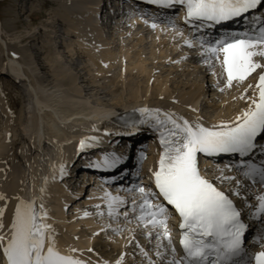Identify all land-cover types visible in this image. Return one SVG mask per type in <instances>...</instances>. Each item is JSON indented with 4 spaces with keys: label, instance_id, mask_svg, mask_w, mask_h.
Returning a JSON list of instances; mask_svg holds the SVG:
<instances>
[{
    "label": "snow or ice",
    "instance_id": "6c2138e0",
    "mask_svg": "<svg viewBox=\"0 0 264 264\" xmlns=\"http://www.w3.org/2000/svg\"><path fill=\"white\" fill-rule=\"evenodd\" d=\"M158 6H172L179 3L186 9L185 20L208 21L219 24L230 18L240 17L255 9L260 0H149ZM155 28L156 24L153 23ZM188 46H191L186 41ZM203 46V45H202ZM207 51L220 61L222 71L226 74L227 84L233 80L244 81L256 69H261L255 85L256 91L249 98L248 107L241 110L234 118L227 122H220L212 126H205L199 118L192 121L178 116L173 112H166L159 108L141 107L136 109L139 119L131 122L128 127L139 131L140 126L146 125L154 131L159 139L161 151L157 167L150 169L158 193L135 186L129 191L140 194L137 217L145 228L160 229L156 239H167L171 244V233L164 217L163 204H154L153 197L158 195L172 206L179 217L180 239L183 249L182 259H172L169 264H264V235L257 236L255 242L260 250L254 253L244 247V233L247 228L240 213L229 196L221 191L214 183L201 174L199 154L213 156L219 154H238L240 157L249 156L257 148V140L264 137V64L253 59L255 56L264 57V27H260L255 35L244 33L241 36L226 34L209 44ZM222 55V60H221ZM249 87H252L249 85ZM247 92V89H245ZM241 98H244L243 94ZM195 111V109H193ZM85 144L80 141V147ZM264 154V148L261 149ZM141 159L144 153H140ZM121 160L115 154H105L101 161H93L90 166L95 168L112 169ZM245 177H260L264 183V164L257 166L250 159L243 165ZM64 166H61L63 174ZM218 179H234L233 177H218ZM47 183V179H45ZM239 185V180L236 181ZM41 188L40 192L44 193ZM233 194L238 195V192ZM6 197L0 195V200ZM14 213L5 231L3 223L4 208H0V250H2L3 264H90L72 255L62 254L56 247L54 228L47 222L48 212L43 202L37 207L35 199L30 201L16 197ZM104 200L110 218L119 217L117 209L125 204L124 198L105 193ZM258 204L253 216L264 217V195L257 197ZM133 210L137 200H132ZM6 207V205H5ZM102 215V213H98ZM89 213L85 212L84 216ZM127 219V212L123 213ZM107 227L94 232H107ZM114 232L123 229L116 227ZM146 235L152 236L151 232ZM137 247L139 245L137 244ZM160 244L157 245L159 249ZM70 248L69 252H76ZM89 252L93 249L89 248ZM144 252L147 256L148 253ZM175 252V248H172ZM158 257L162 254L158 250ZM123 254L115 260V264H122ZM96 264H110L109 261H97ZM150 264L153 262L150 261Z\"/></svg>",
    "mask_w": 264,
    "mask_h": 264
},
{
    "label": "rangeland",
    "instance_id": "374dc122",
    "mask_svg": "<svg viewBox=\"0 0 264 264\" xmlns=\"http://www.w3.org/2000/svg\"><path fill=\"white\" fill-rule=\"evenodd\" d=\"M28 1L30 3V7L32 6V4L34 5V7H33L34 9L32 8L36 14L34 19H30L29 17H27V15H25V10H22V14H24V16L21 17V8L19 9V7H21V6H19V5L21 3H23L24 0L22 2H21V0H0V70L2 68H6L5 66L8 63V58H9V63H10V58L16 57L18 60H20L23 63L24 66H26V68L29 67V70H27V72H28V76L30 78L29 82L28 81L17 82L11 77L9 78V77H5V76H1V74H0V82L4 79L6 82V87H9L11 90V93H7L3 90L0 91V107H1L2 112L6 116L3 124L8 127L7 131H9V132L11 131L6 136L2 135L0 133V149H1V145H3V147L10 146L12 141L15 139H17L20 142V145H22V146H18L17 148L13 147V149L11 151L13 153L16 152V155L18 157V161L14 160L11 157V154H12L11 152H9L7 155L9 156V159L13 162V167L15 166V168H17L21 172L20 174L25 176V177L22 176L23 177L22 180H24L23 181L24 183H22V184H23V187L25 186L26 188L27 187L30 188L33 186L32 183L34 182L33 180L35 177H33V179H32L31 176H35V172L37 170V167L35 165L38 164L40 159L43 157L42 154L34 153L33 152L34 147L30 144V142H27L24 139L25 137H27V133L29 131V122L32 123L35 121L34 110L30 105V102H29L30 97L27 95L26 91H29V92L34 94L33 89L35 88V84H33V83H35V80L38 78H41L43 76L45 78H47V77L51 78L52 73L46 67V64L51 63V60L49 58L47 59L46 55H43L42 53L38 54V55L36 54V56H38L37 57L38 60L37 59L33 60V58H31V56L34 57L35 54L32 53V50H30L29 53H25V50H27V46H26L25 42H22V40H23L22 38L25 35H27L28 33H40L41 34V32H42V34L44 33V35L46 34V35L51 36V34H50L51 30H52L51 32L53 33L54 36H55V34H57L59 36V34L56 31L63 30L55 24H53V26L52 25L49 26L47 23V21L48 22L53 21V23L57 22V18L55 16L51 15L52 17H50L48 14V13L54 11L56 8H53V9L43 8L41 6V2H40L41 0H37V1L36 0H28ZM86 9L88 11L92 10L91 6H87ZM44 13H46L47 16ZM43 15H45L46 17H43ZM137 26H135L136 28L133 26L134 28L132 27V29H131V26L125 25V27H123L124 29L123 28L115 29V30H113V32L108 31V29L106 27L100 26V31L104 34V38L107 37V38H109L108 39L109 41H113V42H111L110 47H111V49L113 48L112 50H113V54L115 56V59L112 61V63L113 62L114 63H113V68L111 70V73L119 74L120 72L123 71L124 66H131L133 63L137 64V62L139 60L144 59L143 61H145V64L143 63V65H144L143 68L145 66L146 67H145V69L140 70L141 71V73H140L141 77L136 79V82L138 81L137 87L139 84L141 86L143 85V87L139 86V93L140 94L143 92L142 95H144V93H146L145 92L146 88L149 85L148 87L151 88V90H150L151 94L149 95V98H152L153 101H154V99L157 101L158 99L153 97V96H155V94H153V93L155 92L154 89L157 87L156 84H158V82L161 80H165V83H167V81H168V84H167L168 85V87H167L168 92L167 91L164 92V94H163V96H161L160 100L164 101L163 99H165V102H167V103L172 102L174 105L176 104L175 106L179 109L178 112H180V113L182 112V114L185 117L189 118L190 120L199 118V120H202L204 122L216 123V124L220 123L222 121L226 122V121H229L231 119L230 111L225 106H229V104H233L234 105L233 108L236 109L237 108L236 104L238 102L239 97L242 94L247 99H248L249 95L253 94L252 91L254 90V87H255V84H254L255 80L254 79H250V80H248L249 82L245 81L244 83L243 82L232 83L230 85L231 87L228 84H226L225 82H222L223 86L220 87L222 89H220V90L218 89L216 91V87L212 83L213 79H212V75L210 74V70L207 71V69L205 68L207 61L206 60H198V58H193V56L195 57L196 50L190 49L186 45V43L183 41V39H181L183 41V43H182V41L180 40L179 37H177L175 34H173V32H170L172 30H166L165 31L162 28H160V30H159L158 27H156V29L155 28L151 29L153 27L150 28L147 26L148 27L147 28L146 26H138V27ZM129 28L131 30H128ZM117 30L119 32H117ZM114 31H116V32L114 33ZM105 34H107V35H105ZM160 35L162 38L159 37ZM122 36H123V38H122ZM66 38H67L66 42H70V46L73 47V49L75 50L74 51L75 53L79 52V50L82 51L81 48L80 49L78 48L79 43L77 40H75V38H73V36L72 37L68 36ZM87 39H88V37L85 40H87ZM119 42L123 43L124 47L125 46L128 47V49L130 50L131 56L125 57L126 55L125 56L123 55V50H122L123 46H122V44L120 45ZM163 42H164V45L162 44ZM91 43H92V41L89 40V41L85 42V45L86 46L88 44L91 45ZM33 44H34V45H32L33 47L40 48L37 41L34 42ZM67 44H69V43H67ZM94 45H96V44H94ZM94 45L93 46L91 45L90 49H92V48H93V50L95 49V54H96V52L101 53L102 50H100V45L99 44H97L96 46H94ZM97 46H99V47H97ZM175 46H177V47L175 48ZM69 47L66 46L65 48L68 49ZM95 47H97V50ZM63 48L64 47H59V43H58V49L62 53L64 52V49H65V48L64 49ZM16 50L19 51L18 52L19 55H17L14 52ZM121 50H122V52H121ZM23 52L26 55H28L25 60L22 59L24 57L23 55H21ZM75 53H71L73 56L70 58H69V53L67 55H65L64 56V63L69 66L70 63L74 60L73 62L76 63V66H74V69H76V70H77L76 67H78V65H79L78 62L82 66H85V67L86 66L89 67V65H91L90 61H88V59H87L88 58L87 56H86L87 58L82 59L81 55H78ZM80 54H82V53H80ZM44 58L47 59V62L45 61ZM255 59H257L261 64H264V57L255 56ZM26 60H29V65L26 64ZM43 64L45 65V67H43ZM1 66H3V67H1ZM88 67H87V69H85L86 75H84V73L78 72V74H80V75L77 78L78 81H76V87L77 86L79 88L84 87V89L85 88L87 89L91 86L87 83V79H88L87 76L89 75L90 72L92 73L93 70H92V68H90V67L88 68ZM195 67H197V69H195ZM90 69H91V71H90ZM76 70H74V73ZM69 76H70V73H69ZM66 78L68 79V77H66ZM80 79H82V82H79ZM112 79H113V82H115L117 80L114 77H112ZM147 79H149V80H147ZM104 80H107V82H109L108 83L109 88L111 87V89H115V87L118 86V83H115V85H113V83L110 82L111 79L108 77L105 78ZM50 81L52 83L54 82L53 83L54 87H52L50 90L47 91V95H48V98L50 97L49 102H51L53 108L56 109V111L58 109H60L59 108L60 105H61V109H62V107H64V105L66 106V104H70V103H74V106H73L74 108L72 110H74L75 112H78V110L79 111H81V110L87 111L90 107H97V108H102V109L111 108V107L114 108L118 105V103L120 104L123 102H127L132 97L131 92L129 90L126 91L125 89H123V87H122V86H124L123 84L121 86L122 88H120V90L118 92L116 91V93H114L115 95L106 96L107 94H105V95L103 93L101 94L100 93L101 91L98 88H96L95 86H93L91 91L84 92L81 94V93L77 92V89H79V88H73L72 90L66 89L63 86H60L61 85L60 82L58 80H56L55 78L54 79L51 78ZM119 81L120 80H118V82ZM240 83H242V84H240ZM95 84H98V82ZM146 84H148V85L146 86ZM237 84H239V85H237ZM53 85H51V86H53ZM119 85H120V82H119ZM198 85L201 87V88H199L200 91L195 93L196 86H198ZM212 85L214 86V89L212 88ZM224 85L225 86L228 85V86L225 87ZM249 85H251L252 87H249ZM193 86L195 87V89ZM223 87H225V90ZM240 87H242V88H240ZM204 88L208 89L207 92H202V90ZM237 88L240 89V92L238 94H237V92L239 90H236ZM245 89H247V92H245ZM218 91L221 94H219ZM223 92L225 94H223ZM232 92H233V94H232ZM241 92H242V94H241ZM64 93L66 94V97L63 98V102H59V104H58L57 99L59 98V96H61ZM80 94H81V96H79ZM152 94H153V96H152ZM180 94H182V95L189 94V96H191L192 98L188 96L187 99H185L184 101H180V99L178 97ZM234 94L235 95L237 94V96H235ZM219 95H221V97ZM63 96H65V95H63ZM199 96H200V98H199ZM13 97H15L18 100L19 108L14 109L10 106V100ZM192 99H196V101H198L197 106L199 108L197 107L198 108L197 112H195L196 110L194 112L192 110L193 107H192V104L190 102ZM98 100L102 101V103L99 104L100 101H98ZM170 100H172V101H170ZM173 101H175V103ZM176 101H178V102H176ZM229 102H231V103H229ZM57 104H58V107H56ZM238 106H240V105H238ZM181 107H183V108H181ZM121 109H124V108H121ZM110 110H112V109H110ZM110 110H107V111H110ZM183 111L185 114L183 113ZM45 113H46V115L48 114V112H45ZM187 114L190 116H188ZM196 114H197V116H196ZM88 116H86L87 119L89 118ZM46 119H47L46 121L51 120L49 117H47ZM221 119H223V120H221ZM86 121L88 122V120L84 119L82 121V123H79L78 125L79 126L80 125L85 126V124L87 123ZM83 122H84V124H83ZM46 132H45V136L47 137V139L50 142H52L50 140V136L48 135V132H50V131L48 130ZM68 135L73 137L72 136L73 134H68ZM71 137L67 138V140L70 139ZM152 139L150 138V141H149L150 143L154 142ZM6 149H7V147H6ZM30 150L32 153L30 152ZM47 150L48 149H46L45 151H47ZM24 153H26V157H27L26 159H25V157L23 158ZM0 155H1V150H0ZM32 155L34 157H36V159H34ZM54 155H55V157L60 158L63 155V152H59V153L57 152ZM28 158H31V159H28ZM57 158H55V159H57ZM25 160H27V161H25ZM29 162H30V164H29L30 166L27 164ZM5 166L6 165H4L3 163L1 164V167H4L6 169ZM29 167H31V168H29ZM31 169H33V170H31ZM216 169H218V170H216ZM34 170H35V172H34ZM31 173L32 174L34 173V174L32 175ZM205 173H206V176L208 178L215 180V182L218 185H220V187H226L228 190H230L232 188V183H233L234 179H218V177H221V176L232 177L231 176V173H232L231 169L228 166L224 165V163H219L217 167L206 170ZM26 174H27V176H26ZM4 177L6 178V174H4ZM27 177H28V179H27ZM82 182L79 183L78 187H82V191L86 190V194H84V196L76 204L77 206L78 205L81 206V209L78 211H81L83 213H85V212L89 213V215L86 217L91 218L92 223H94L93 226L95 227L94 228L95 230L96 229L100 230L101 228H104V227H107L108 225H111V227L108 228L107 232H100V234L97 236H93L92 234L95 231L90 230L92 232V233H90L92 235L91 239H97V240L101 241V243L105 242V243H107V245H110V247L113 245L112 249H115L116 251H121L123 253V257L125 259L124 260L125 264H150V261L153 262V264H158L159 261L157 259H155L154 257H152L151 254H148L147 256H145L144 252L141 251L143 249L144 251L147 252V250H148V252H149V250L150 251L153 250L155 244L151 243L150 240L146 237L144 230L136 222V218L133 216L129 217L127 219H124V220H121V219L119 220L118 217L110 218L109 216L104 214L105 211L103 209L104 207L102 206L103 203L96 204L94 202L93 203L89 202V205H86L85 202H87L89 200V196H90L89 192L92 189L95 188L97 191L98 190L104 191L107 188L98 186V184L96 182L93 183V180L90 181L89 183L83 182V184H82ZM25 183H26V185H24ZM96 186H98V188H96ZM238 186H241V185H238ZM76 212L77 211H75L73 208H70V210L64 216V220L67 221L66 223H64V224H66L65 228L66 229L69 228L66 231H68L69 234L71 233L69 236L70 237L69 241H71V242H73V239H74L73 235L75 234V232L79 231V229H81V228H83V226H85L84 221H83V218L85 216L80 214V213H76ZM98 213H102V215H100ZM73 214H74V217H70ZM95 222L97 223V225ZM99 225H101V226H99ZM116 227L123 229V231L120 233L114 232L113 229ZM97 230H96V232H98ZM56 232H57V237H59L58 231H56ZM60 237H61V235H60ZM83 238H86V237H83ZM118 238H119V240H118ZM71 242H68L67 240L66 241L61 240V243H63V244L66 243L65 245L71 244V246L70 245L69 246L74 248V246H72ZM122 244H123V246H122ZM137 244L139 245V247H137ZM110 247H107V249L109 250L108 254H111V255H108L104 260H107L112 264V263H115V260H116L114 257V255L116 256V251L113 250V252H112L111 251L112 249H110ZM77 253H79V252H77Z\"/></svg>",
    "mask_w": 264,
    "mask_h": 264
},
{
    "label": "bare ground",
    "instance_id": "6f19581e",
    "mask_svg": "<svg viewBox=\"0 0 264 264\" xmlns=\"http://www.w3.org/2000/svg\"><path fill=\"white\" fill-rule=\"evenodd\" d=\"M23 0H21L22 2ZM37 1V0H36ZM91 0H41V6L43 8H56L54 11L48 13L50 17L55 16L57 18V22L51 21L48 22L49 26H53V24L57 25L59 28L63 29V30H59L56 31L59 36L57 34H55V36L53 35V33L50 31V35H44V33L41 34L40 33H28L27 35H25L22 39V42H25L26 46H27V50H25V53H29L30 50H32V53L35 54L34 57L31 56V58L37 59L38 56H36V54H43L46 55L47 59L49 58L51 60V63L46 64V67L51 71L52 79H56L60 82V86L65 87L66 89H73V88H79L78 86L76 87V81L78 78V75L76 73H74V66H76V63H74L73 61L70 63V65L68 66L67 64L64 63V56L67 55L69 53V58L72 57L73 55L71 53H75L74 49L72 46H70V42H66L67 38L66 37H72L75 38V40L78 41V45H79V49L81 48L82 51L79 50V52L75 53L78 55L82 56V59L87 58L88 61H90L89 67L92 68L93 72L89 73V75L87 76V83L89 85H91L89 88H79L77 89V92L79 93H84V92H89L92 90L93 86H95L96 88H98L101 92V94L103 93L104 95L107 94L106 96H112L115 95L114 93H116V91L118 92L120 90V88L123 87V89H125L126 91L129 90L131 92V98L127 101V102H123V103H118V105L116 107H111V108H97V107H90L87 111L85 110H81L78 112H75L74 110H72L74 107V103H70V104H66V106L64 105V107H62L61 109V105L59 106L60 109H58L56 111V109L53 108L51 102H49V98L47 95V91L50 90L52 87H54L53 83L50 81V77L44 78H38L35 80V88L34 93L36 96V102L38 103V105H36V109L38 107H40L39 104H42L41 108L39 109L38 113L36 114L35 118L39 121H42L43 123H45V127L47 126V130H49L50 132H48V135L50 136V140L52 142H54V146H51L50 149H58L60 151L59 152H63L62 155V159H64L65 157V162L64 165H70V161L72 159V157H74V152L73 150H71L70 148H72V145H75L76 142H71V144L68 146V144H64L62 145L64 142L62 141H66L67 138H69L70 136L67 134L68 132V127L70 126V124H62L59 127L56 125L57 120L60 118L62 121H73L74 122V128L76 129H80L78 132H82L85 129H93L90 130L89 132L92 133L93 135H100V134H104V132L107 130L108 127H112L110 121H104V118L106 115H110L111 113H113L114 111H125L126 115H138L139 113L136 111V109H139L141 107H148V108H159L162 109L166 112L170 111L175 113L178 116H182L188 120H190L189 118L185 117L182 112H178V108L171 102V103H167L165 102V99H163L164 101L160 100L161 96H163L164 92H168V81L167 83H165V80H161L158 82L157 87L154 89L155 92L153 94H155V96H152L156 99H158L157 101L154 99V101L152 100V98H149L150 90L151 88H149L148 84H146L147 88H146V93H144V95H142V93H139V86H141L140 84L137 87V82L136 79L140 78V73L142 69H145V67L143 68V63L145 64V61L143 60H139L136 63H133L131 66H124V69L122 72H120L119 74H114L111 73V70L113 68V63L112 61L115 59V56L113 54V48L111 49V42L113 41H109L107 37L104 38V34L100 31V26L101 27H106L105 25H102L101 21L102 19L98 17V14L96 12V8L92 5L91 8L92 10L88 11L86 8L88 6V2ZM97 0H92V2H96ZM20 2V3H21ZM28 3V4H27ZM19 6V9L21 8V17L24 16V14H22V10H25V15H27V17H30L32 19H34V17L36 16L35 12H34V5L32 4V6L30 7V3L28 0H24L23 3H21ZM33 8V9H32ZM81 10V11H80ZM87 10V11H86ZM46 16L47 14L44 13ZM45 15H43V17H46ZM52 15V16H51ZM49 17V18H50ZM46 19V18H45ZM50 20V19H49ZM50 23V24H49ZM138 23H142L143 26H146V23L144 22L143 19L140 18H133L131 16H128L125 19V22H123V20H121L120 22H118V24L116 25V29H121L123 27L126 26H137ZM64 27V28H63ZM133 27V28H134ZM138 27V26H137ZM147 27V26H146ZM152 27V26H151ZM150 27V28H151ZM156 27H158V29L160 30V28H162L163 30H169L168 28L165 27V25H160V23L156 24ZM155 27V29H156ZM53 28V27H52ZM67 28V29H66ZM108 29V27H106ZM136 28V27H135ZM145 28V27H144ZM148 28V27H147ZM149 28V29H150ZM124 29V28H123ZM130 28L128 30H131ZM154 29V28H151ZM115 30V29H114ZM171 30V29H170ZM44 31V30H43ZM55 31V30H54ZM70 32V33H69ZM116 31H114L115 33ZM117 32H119L117 30ZM127 32V31H126ZM173 32V34H175L176 36H180L179 33H177L176 31H170ZM69 33V34H68ZM49 34V33H48ZM122 34V33H121ZM71 35V36H70ZM118 35V34H117ZM140 35V34H139ZM125 36V35H124ZM88 37L87 40H85ZM161 37V35L159 36ZM158 37V38H159ZM175 37V36H174ZM115 38V37H114ZM123 38V36H122ZM162 38V37H161ZM116 39V38H115ZM141 39V38H140ZM91 40L92 43L91 45L93 46L94 44H99L100 45V50H102L101 53H97L95 54V49L93 50L90 49L91 45L88 44L87 46L85 45V42ZM163 40V39H162ZM181 40V39H180ZM185 40V39H184ZM38 43L40 48H36L33 47L32 45H34L33 43L36 42ZM161 41V40H160ZM168 41V40H167ZM182 41V40H181ZM180 41V42H181ZM186 41L188 42V40L186 39L184 42L186 43ZM162 42V41H161ZM160 42V43H161ZM58 43H59V47H69L68 49H64V52L62 53L61 51H59L58 49ZM69 43V44H67ZM89 43V42H88ZM179 43V42H178ZM183 43V41H182ZM77 44V43H76ZM87 44V43H86ZM114 44V43H113ZM112 44V45H113ZM122 44V50H123V55L125 57H129L130 55V50L128 49V47H124V44ZM138 44V43H137ZM164 45V42L162 43ZM85 45V46H84ZM94 45V46H96ZM161 45V44H160ZM167 45V44H166ZM192 46L195 45V43L191 44ZM135 46V45H134ZM137 46V45H136ZM191 46V47H192ZM72 47V48H71ZM77 47V46H76ZM85 47V48H84ZM99 47V46H97ZM97 47L96 50H97ZM161 47V46H160ZM177 46H175L176 48ZM193 48V47H192ZM57 49V50H56ZM178 49V48H177ZM181 49V48H180ZM71 50V51H70ZM121 50V52H122ZM133 50V49H132ZM162 50V49H161ZM160 50V51H161ZM182 50V49H181ZM17 55H19V51H14ZM22 52V51H21ZM71 52V53H70ZM182 52V51H181ZM24 52L21 54L24 57L22 59H26V57L28 55H26ZM82 53V54H80ZM185 53V52H184ZM201 51L198 53L201 55ZM182 54V53H181ZM42 56V55H41ZM87 56V57H86ZM178 56V55H177ZM79 57V56H78ZM140 57V56H139ZM169 57V56H168ZM163 58V57H162ZM45 61L47 62V59L44 58ZM63 59V60H62ZM177 59V58H176ZM38 60V59H37ZM216 60V59H215ZM255 60V59H254ZM71 61V60H70ZM258 62V60H255ZM29 60H26V64H28ZM45 63V62H44ZM89 63V62H88ZM191 63V62H190ZM195 63V62H194ZM196 64V63H195ZM29 65V64H28ZM188 65V64H187ZM199 65V64H198ZM9 68L12 70V72H14L15 74L20 73L22 74V66L18 63L17 60L11 58L10 59V63L8 64ZM181 66V65H180ZM43 67H45V65L43 64ZM88 66H83V69H87ZM88 67V68H89ZM94 68V69H93ZM199 68V67H198ZM195 69H197V67H195ZM194 70V69H193ZM91 71V69H90ZM144 72V71H143ZM142 72V73H143ZM214 72L217 74H222V68L220 63L218 62L217 64H215V69ZM70 73V76H69ZM0 74L1 76H5V77H9L10 75L8 74L6 68H2L0 70ZM84 75H86V71L84 72ZM37 76V75H36ZM68 77V79L66 78ZM110 78V82L113 83V85H115V83H118V86L115 87V89H111V87L109 88V82H107V80H104L105 78ZM112 77H114L115 79H117L115 82H113ZM12 78V77H11ZM36 78V77H35ZM50 78V79H49ZM121 78V79H120ZM150 79V78H149ZM147 79V80H149ZM118 80H120V85ZM255 80V79H254ZM55 81V80H54ZM213 81V80H212ZM34 82V81H33ZM98 84H95L97 83ZM141 82V81H140ZM162 82V83H161ZM249 82V81H248ZM106 83V84H105ZM161 83V84H160ZM244 83V82H243ZM34 84V83H33ZM122 84L124 86H122ZM212 84V83H211ZM242 84V83H240ZM255 84V83H254ZM53 85V86H51ZM112 85V84H111ZM197 85V84H196ZM239 85V84H237ZM122 86V87H121ZM223 86V85H222ZM221 86V87H222ZM225 86V85H224ZM228 86V85H227ZM225 86V87H227ZM235 86V85H234ZM243 86V85H242ZM72 87V88H71ZM143 87V85L141 86ZM194 87V86H193ZM225 87L224 90H225ZM231 87V86H230ZM237 87V86H236ZM247 87V86H246ZM50 88V89H49ZM57 88V87H56ZM64 88V89H65ZM201 88L199 85L196 86V89L194 87V89L196 90L195 93H197L198 91H200ZM242 88V87H240ZM255 88V87H254ZM31 89V88H30ZM141 89V88H140ZM199 89V90H198ZM222 89V88H220ZM219 89V90H220ZM229 89V88H228ZM3 90L7 93H11V90L9 88L6 87V82L3 79L0 82V91ZM70 90V91H71ZM76 90V89H75ZM80 90V91H79ZM124 90V91H125ZM207 88H204L202 90V92H207ZM223 90V91H224ZM236 90H239L237 92V94L240 92V89L237 88ZM54 91V90H53ZM58 91V90H57ZM61 91V90H60ZM64 91V90H63ZM128 91V92H129ZM193 91V90H192ZM217 91V90H216ZM222 91V90H221ZM234 91V90H233ZM256 91V89H254L252 91V93L254 94V92ZM219 92V91H218ZM227 92V91H226ZM124 93V92H123ZM217 93V92H216ZM81 94L79 96H81ZM127 94V93H126ZM200 94V93H199ZM219 94H221L219 92ZM223 94H225L223 92ZM233 94V92H232ZM237 94L235 96H237ZM242 94V92H241ZM249 94V93H248ZM253 94L249 95L248 99L247 98H241V96L238 99V102L236 104L237 108H233V104H229V106H225L229 111H230V120H234L235 116L241 111L244 110L248 107L249 104V98L253 96ZM65 95V96H63ZM167 95V94H166ZM196 95V94H195ZM198 95V94H197ZM217 95V94H216ZM165 96V95H164ZM170 96V95H169ZM189 96V94L187 95H182L180 94L178 97L180 99V101H184L185 99H187V97ZM221 97V95H219ZM218 96V97H219ZM228 96V95H227ZM66 97V94H62L61 96H59L58 100V104L59 102H63V98ZM124 97V96H123ZM191 97V96H189ZM198 97V96H197ZM234 97V96H233ZM165 98V97H164ZM192 98V97H191ZM200 98V96H199ZM235 98V97H234ZM238 98V97H237ZM74 99V98H73ZM72 99V100H73ZM171 99V98H170ZM169 100V99H168ZM174 100V99H173ZM234 100V99H233ZM100 101V100H98ZM172 101V100H170ZM236 101V100H235ZM55 102V101H54ZM169 102V101H168ZM175 103V101H173ZM178 102V101H176ZM192 107L196 110L195 112H197L198 110V101H196V99H192L191 101ZM227 102V101H226ZM102 101H100L99 104H101ZM224 103V102H223ZM231 103V102H229ZM58 104L56 105V107H58ZM69 105V106H68ZM80 105V104H79ZM183 105V104H182ZM181 105V106H182ZM228 105V104H227ZM240 105V106H238ZM10 106L13 107L14 109L19 108V103L18 100L13 97L11 98L10 101ZM180 106V105H179ZM184 106V105H183ZM187 106V105H186ZM198 107V108H197ZM124 108V109H121ZM183 108V107H181ZM180 108V109H181ZM188 108V107H187ZM190 108V107H189ZM192 108V110H193ZM225 108V109H226ZM83 109V108H82ZM112 109V110H110ZM191 109V108H190ZM110 110V111H107ZM174 110V111H173ZM184 110V109H183ZM181 111V110H180ZM223 111V110H222ZM45 112H48V114L46 115ZM191 112V111H190ZM194 112V111H193ZM200 112V111H199ZM184 113V111H183ZM188 113V112H187ZM201 113V112H200ZM78 114V115H77ZM185 114V113H184ZM190 114V113H189ZM192 114V113H191ZM216 114V113H215ZM89 115V116H88ZM188 115V114H187ZM86 116H88L89 118L87 119ZM100 116H104L102 119L100 118ZM190 116V115H188ZM197 116V114H196ZM215 116V115H214ZM47 117H49L51 120L50 121H46ZM211 117V116H210ZM191 118V117H190ZM196 118V117H195ZM88 120V122L85 124V126L82 125H78L79 123H82L83 120ZM223 120V119H221ZM229 120V121H230ZM193 123H195L197 121V119H193L190 120ZM215 121V120H214ZM95 122V124H94ZM201 123H203L205 126H212L216 123H207L204 122L202 120H200ZM212 122V121H211ZM218 122V121H217ZM227 122V121H226ZM84 124V122H83ZM219 124V123H217ZM37 125V123L34 121L31 123V125L29 126V130H33L34 127ZM140 127H146V125H142ZM14 129V128H13ZM150 128H146V130H149ZM6 130H8V127H6ZM37 129H35L34 131L36 132ZM105 130V131H104ZM46 132V131H45ZM47 133V132H46ZM41 136V135H40ZM153 136L155 137V139L159 142V139L157 137V135L154 133L153 131ZM84 137H82L83 139ZM33 140V139H32ZM148 139L147 138H142V142L145 143ZM37 146H41L40 142L41 139L38 138L37 140ZM59 142V143H58ZM49 146V144H47ZM62 145V146H61ZM19 146V141L17 139L13 140L10 146H6L3 147V145H1V155H0V159L1 162L6 165V171H1L0 172V195H3L4 197H6L5 200H0V208H4V216H3V223L5 224V231H7V226L10 224L11 221V217L14 213V209H15V204L18 202L16 197H19L21 199H29L31 196V194H29V191L27 190V188L24 186V183L22 180V176L20 171L15 168V166L13 167V162L9 159V156L7 155L9 152L12 151L13 147L17 148ZM72 146V147H71ZM29 147V146H28ZM27 147V148H28ZM32 147V146H31ZM26 148V149H27ZM48 148V147H47ZM46 148V149H47ZM63 148V149H60ZM65 148V149H64ZM67 148V149H66ZM64 150V151H63ZM34 151L39 152V149L34 148ZM52 151V150H51ZM31 152V150H30ZM48 152V151H47ZM11 157L18 161V157L16 155V152H11ZM21 153V152H20ZM32 153V152H31ZM56 153L55 151L52 152V154ZM23 154V153H22ZM38 154V153H37ZM30 155V154H29ZM36 155V154H35ZM65 155V156H64ZM33 156V155H32ZM38 156V155H37ZM53 156V155H51ZM26 157V153H24L23 158ZM29 157V156H28ZM34 159H36V157L33 156ZM32 158V159H33ZM31 159V158H28ZM39 160V159H38ZM27 161V160H25ZM41 161V160H40ZM38 162V164L40 165V167H44V168H51V166L53 167V169L55 168V166L58 164V162H62V161H57L55 162L54 159L52 157L47 158V162H45V160H42L41 162ZM12 162V163H11ZM35 162V161H34ZM33 162V163H34ZM93 162V160H89L88 163ZM37 163V162H36ZM28 165L30 164L27 163ZM32 164V163H31ZM27 165V166H28ZM55 165V166H54ZM3 166V165H2ZM30 166V165H29ZM37 166V164L35 165ZM34 166V167H35ZM71 166V165H70ZM217 165H212L210 166L209 163H203L202 167H201V171L202 174L204 176H206L205 171L203 172L204 169L209 170L211 168H215L217 167ZM31 168V167H29ZM33 168V167H32ZM27 169V168H26ZM33 170V169H31ZM36 170V169H35ZM34 170V172H35ZM218 170V169H216ZM30 171V170H29ZM31 172V171H30ZM29 172V173H30ZM33 172V171H32ZM39 173V172H38ZM35 172L36 177L40 178V174H38ZM4 174H6V178L4 179ZM32 174V173H31ZM34 174V173H33ZM32 174V175H33ZM30 175V174H29ZM27 176V174H26ZM31 176V175H30ZM54 173L52 172L51 176L49 177V192H51V200L49 201L50 203L44 204L45 208L48 212V220L47 222L49 224H51L54 228V239H55V244L56 247L61 251V253H68L69 255H72L75 258L81 259L83 261H89L90 264H96V262L99 261H103L108 255L109 250L107 249V247H110V245H107V243H101V241L97 240V239H91L92 235L90 234V230L95 231L94 229L95 227L93 226L94 223H92L91 218L89 217H84L83 221H84V227L79 229V231L75 232L74 239L73 242L69 241L70 240V234L68 233L69 228H65L67 221L64 220V216L66 214L65 209L63 208L64 205H60L59 202H61V200L63 198H65L66 196H68L69 198H73L70 201V204L68 205V208H73L75 211H77L76 213H80L82 215H84L83 212L78 211L81 209V206H77V202L84 196V194H86V190L85 192L82 194V187H78V182L79 179H76L75 182H77V185L75 187H71L68 183H59V181L54 177ZM78 176V175H77ZM231 176L234 178V181L236 183L237 180H239V185L243 186V182H242V177L239 173L236 172H232ZM25 177V176H24ZM29 177V176H28ZM27 177V179H28ZM32 179L35 176H31ZM35 177V179H37ZM34 179V180H35ZM95 182L93 177H90V179L85 178L83 182L85 183H89L90 180H92ZM98 181V180H97ZM82 182V184H83ZM93 182V183H94ZM98 186L102 183H100L99 181L97 182ZM34 186V182L32 183ZM237 184V183H236ZM26 185V183L24 184ZM32 186V187H33ZM98 186H96V188H98ZM30 187V188H32ZM110 193L112 196H117L119 195L117 192H111L109 191V189H105L104 191H100V190H96L95 188L92 189L89 192V200L86 203V205H89V202H94L96 204H101V203H106L104 200V196L105 193ZM82 194V196L80 197V195ZM65 196V197H64ZM36 200L37 203V207L39 206V204L42 202L40 201L41 199H37L34 198ZM54 199V200H53ZM125 200V198H124ZM248 203V202H247ZM6 205V207H5ZM128 206V205H127ZM127 206L125 208H127ZM120 208V207H119ZM118 208V209H119ZM117 209V211H118ZM68 211V210H67ZM126 211V209L121 208L120 212ZM109 216V215H107ZM70 217H74V214ZM69 221V220H68ZM82 221V220H81ZM96 221V220H95ZM57 223V224H56ZM96 223V222H95ZM99 224V223H98ZM97 225V223H96ZM64 226V227H63ZM77 226V225H76ZM101 226V225H99ZM68 227V226H67ZM93 227V228H92ZM65 228V229H64ZM98 228V227H97ZM99 229V228H98ZM89 230V231H88ZM59 233V237H57V232ZM87 231L89 232V234L87 235ZM99 231V230H97ZM92 233V232H91ZM84 234V235H83ZM107 234V233H106ZM61 235V237H60ZM72 236V237H73ZM102 236V235H101ZM107 236V235H106ZM86 237V238H83ZM83 238V239H82ZM123 238V237H122ZM68 242L72 243V246H74V248L77 249L76 252H69L71 244L69 245H65L63 243H61V240H66ZM109 239V238H108ZM149 239H152V237H149ZM115 240V239H114ZM119 240V238H118ZM107 241V240H106ZM63 242V241H62ZM114 242V241H113ZM119 242V241H118ZM162 242L164 243L165 241H159L158 244L163 245ZM166 244V242H165ZM113 246V245H112ZM112 246L110 247V249H112ZM123 246V244H122ZM118 247V246H117ZM91 248L93 249V251L89 252L88 249ZM119 248V247H118ZM120 249V248H119ZM157 249V244H156V248H154V250ZM162 247H159V251L162 254ZM116 251L115 249H112L111 251L113 252ZM158 250L154 251V253H156ZM79 252V253H77ZM111 252V253H112ZM120 254H123L121 251H116V256L114 255L115 259H118L120 257ZM168 253L164 256L168 257ZM159 258L161 261H163L162 264H166L167 260L165 257H158L157 255L155 256V258ZM124 257H123V261L122 264H125L124 262ZM111 264V263H110ZM115 264V263H112Z\"/></svg>",
    "mask_w": 264,
    "mask_h": 264
}]
</instances>
